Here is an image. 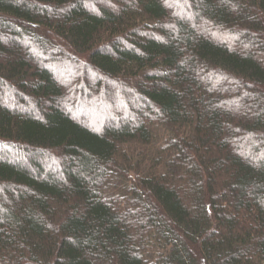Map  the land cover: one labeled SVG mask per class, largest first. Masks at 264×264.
I'll return each instance as SVG.
<instances>
[{
  "label": "trees",
  "instance_id": "1",
  "mask_svg": "<svg viewBox=\"0 0 264 264\" xmlns=\"http://www.w3.org/2000/svg\"><path fill=\"white\" fill-rule=\"evenodd\" d=\"M0 264H264V0H0Z\"/></svg>",
  "mask_w": 264,
  "mask_h": 264
},
{
  "label": "rangeland",
  "instance_id": "2",
  "mask_svg": "<svg viewBox=\"0 0 264 264\" xmlns=\"http://www.w3.org/2000/svg\"><path fill=\"white\" fill-rule=\"evenodd\" d=\"M85 80L87 83H94L96 81V80H89L87 78H85ZM65 82L69 83V79H67V81H65ZM87 113L89 114L90 112H87Z\"/></svg>",
  "mask_w": 264,
  "mask_h": 264
}]
</instances>
